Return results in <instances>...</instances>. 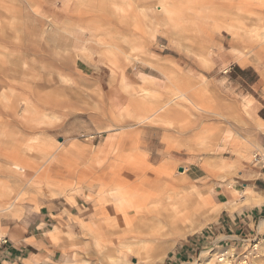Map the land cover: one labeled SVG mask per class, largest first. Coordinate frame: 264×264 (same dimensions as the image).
Listing matches in <instances>:
<instances>
[{
  "label": "rangeland",
  "instance_id": "1",
  "mask_svg": "<svg viewBox=\"0 0 264 264\" xmlns=\"http://www.w3.org/2000/svg\"><path fill=\"white\" fill-rule=\"evenodd\" d=\"M220 1L0 0V184L12 188L0 199L2 234L5 221L56 200L79 205V215H71L77 233L69 235L75 264H205L209 258L226 264L218 261L225 250L230 264H264V236L235 248L216 230L228 213L259 199L251 184L264 170L253 163L254 152L264 149L257 113L264 97V23H256L264 0H246L254 14L246 12L247 28L234 31L214 28L201 14ZM173 2L183 13L167 20L161 8ZM122 71L125 83L118 82ZM173 82L207 111H191L173 94ZM117 90L123 106L114 103ZM132 94L150 98L149 114L162 121L130 117ZM169 109L180 115L163 117ZM44 140L53 142L52 155L26 153L29 166L19 163V146ZM239 141L249 145V159L237 153ZM112 164L174 171L163 181L169 193L187 195L191 215L174 223L162 218L165 206L151 203L142 210L146 219L133 212L125 225L114 208L120 179L109 174L107 194L99 192L97 176ZM210 196L212 205L197 204ZM230 202L224 216L215 213ZM12 203L20 218L5 210ZM89 223L93 231L83 225Z\"/></svg>",
  "mask_w": 264,
  "mask_h": 264
},
{
  "label": "bare ground",
  "instance_id": "2",
  "mask_svg": "<svg viewBox=\"0 0 264 264\" xmlns=\"http://www.w3.org/2000/svg\"><path fill=\"white\" fill-rule=\"evenodd\" d=\"M241 3H243V4L239 5V4H237V3L233 2V1H228V0H221L220 2H214L212 4L208 3L206 8L204 9V11L201 12V14H202L203 17L206 14H208V17H206V18H210L213 21V23H212L211 20H210L211 22L208 20V22L212 23V26L214 28L230 30V31L239 30V29H246L248 25H247L245 19L249 18V15H247L246 12H250L251 15H253L254 13L252 12V10H253L254 7L252 6L253 7L252 8L251 6H249V4H248L249 2L247 3L246 0L241 1ZM251 8H252V10H251ZM161 11H162V14L164 15V18L167 19V20H178V19H180V16L183 13L182 12V8H180L178 3H176V2H173L171 4L164 3L162 5ZM256 16H257L256 23L257 24H263L264 23V15L256 14ZM182 20L183 19H181V22L183 23ZM205 23H206V21H204V24ZM116 69H117V67H116ZM116 69H115V66H114L113 70L112 69L111 70L113 72H115ZM125 71L121 72V75L119 76L118 82H121V81L123 82L125 77H126V75L128 76V74ZM144 78L148 79V77L146 75H144ZM125 82H126V79H125L124 83ZM161 83H163V82H161ZM174 83L175 82H173V88H174L173 89V94L176 95V97L180 98L179 100L182 99L183 101L188 102V104H190V110L192 109L191 111H193V109L194 110L197 109L198 111L202 110L204 112L207 111V108L204 105L199 103L193 97H190V96L186 95L185 93H183L184 92V90H182L183 88L180 89V87H182V86H180V87L179 86H174L175 85ZM141 86L143 87V85H140V87H138L139 88L138 90H142ZM122 97L123 96H121L119 94V91L117 90L116 95L113 96L114 103L116 105L123 106ZM147 99H146V97H138V96L135 97V96H133V94L129 97L128 104H130V106L133 108V114H129L130 117H132L133 119L139 120L138 122H141L142 120L148 121L149 118H151L153 121H156V122L157 121L158 122L162 121L161 119L157 118V116L155 114L154 115L153 114H149L152 111H154V109H153L154 107H153V104H151V101H149L150 98H147ZM178 102L179 101H177V103ZM179 104H180V102H179ZM173 115H180L179 110L178 109H174L172 111L171 109H169V111L166 112V115H164L163 117H165V116H170L171 117ZM258 121L260 123V127L263 129L264 128V120H262L261 118H258ZM191 123L192 122L189 121V124H191ZM181 129L183 130L184 128H181ZM129 134L130 133H127L126 135L129 136ZM237 143H238L237 144V150H236L237 153L241 156L242 159L243 158H246V159L248 158L249 159V156H250L249 145L247 143H243V142H240V141L237 142ZM53 145L54 144H53L52 141H45L44 140L42 142L38 141L37 143L29 144V145H27L25 147H20L19 146L18 150L16 149L17 150V154L20 155L19 163L25 164L24 166H29V164L31 162L27 159L26 153L38 152V153L42 154L43 156L44 155L45 156L52 155L53 154ZM119 146H120V144H118L116 146V149ZM136 147H138V144H137ZM138 153L139 152H137V154ZM146 153H148V152H146ZM142 154L143 153H141V155ZM138 156H139V154H138ZM144 156H145V152H144ZM144 156H142V157H144ZM253 156H254V154H253ZM117 163H120V162H117ZM137 164H139V162H137ZM116 165L117 164H112V166H113L112 168H114V166H116ZM117 167L119 168L120 165H117L114 169H117ZM163 167H165V166L163 165ZM47 169H49V167ZM154 169H150V167H144L142 165H139V166L138 165H134L133 166V164H130V165L127 164V165H122L121 168H119L117 170H114V171L113 170L112 171H106L105 170V171H102L101 173L98 174L97 178L100 179V183H101V188L102 189L107 188L106 179H107L109 174H111V173L113 174V178H112L113 181H115L116 178L120 179L121 182L119 183V185H117L118 187H116L114 189L115 190L114 194L117 195V198H116L117 202L115 201L116 206L114 208H115V210H116V212L118 214L117 215L118 219L121 220V222H123L125 225H128V224L131 223L130 222V215L133 212H136L137 214L141 213V214L144 215L145 211L143 209L146 208V206L151 204V203L152 204L161 205V206H165L166 211H169V213H166V211H165L166 214H162L163 215L162 218L163 217H165V218L166 217H171L174 223H178L179 221H183L188 216L191 215V212L189 211V209H186L187 206H186V203H185V199H186L185 196H187V195H182L183 193L180 194L181 193L180 191L179 192L176 191V192H174L172 194L169 193L168 191H170L169 190L170 187L167 185V183H165L163 181L164 177H168V178L172 177V172L174 173V171H171V172H169L170 170L166 171V172L162 171V172L166 173V174H163L162 172L154 171ZM45 171H46V169H45ZM174 177H176V176H174ZM179 181L181 182V180H179ZM182 181H183V178H182ZM177 182H178V179H176V183ZM116 184H118V183H116ZM177 184L179 186V183H177ZM58 186L59 187H57L56 189L58 190L57 194L59 196V195L63 194L62 192H64V190L62 189L63 187L61 185H58ZM184 186H186V185H184ZM10 188L11 187L8 184V182H3V183L0 184V199L5 198V197H9L11 195L12 188L11 189ZM181 188H182V186H181ZM172 191H174V190H172ZM99 192H100L101 195L103 194V196H104V194H107L108 190L104 189L103 191H99ZM190 200H191V203L196 205L197 202L194 200V198L193 199L191 198ZM245 200H246V198H245ZM105 202H106V200H105ZM259 202H261V201H259ZM213 203H214V200L210 196V197H208V198H206L204 200L203 199L201 200V198H200L197 204L198 205L199 204H202V205L205 204L208 207V205H212ZM254 203H255V200H254ZM230 205H231V202L230 203H224L221 207L217 208L214 211H215V213L216 212L219 213V212H221L223 210L228 209V207H230ZM191 206H192V204H191ZM162 208H164V207H162ZM1 209H3V206L1 207ZM10 209H12V211H13L12 212L13 213L12 216L20 218L19 214L22 212V210H19L18 206H14V204L12 203L9 206L5 207V210H7V211L10 210ZM153 209H155V207H153ZM104 210L102 211V214H104L106 217H109V214L108 213L106 214V212H105L106 210L105 211ZM142 210L144 211L143 213H142ZM147 210H149V209L147 208ZM149 211H151V210H149ZM160 211L161 210H158V212H160ZM162 211L164 212V210H162ZM137 214H136V216H137ZM141 214H140V217H141ZM149 215L150 214H148V217H149ZM159 216H161V215H159ZM101 218H103V217H101ZM137 218H139V216ZM143 218L146 219L147 217L144 215ZM105 220H107V219H105ZM109 220H108V222H109ZM93 221H92V223H93ZM81 222L83 223V221H81ZM107 223H105V225ZM114 224H115V222H114ZM83 225L86 226L91 231L94 230L93 227H92L93 224H91V223H89L88 225H85V224H83ZM94 232H96V231H94ZM89 233H91V232H89ZM228 253L229 252L225 250L224 253H222L219 256L218 261L225 262L226 264H230L229 256L227 257ZM205 264H218V263L215 261V258H209Z\"/></svg>",
  "mask_w": 264,
  "mask_h": 264
},
{
  "label": "crops",
  "instance_id": "3",
  "mask_svg": "<svg viewBox=\"0 0 264 264\" xmlns=\"http://www.w3.org/2000/svg\"><path fill=\"white\" fill-rule=\"evenodd\" d=\"M257 113L264 120V97ZM251 185L260 198L254 197V205L245 206L231 215L228 213V220H220L216 227L219 236L226 238V244L232 243L235 248L242 246L245 240L255 241L264 236V170L258 173ZM69 203L70 206L55 200L22 219L5 221L3 225L7 229L8 243L0 250V264H75L69 261L78 260L73 255L69 235L77 233V224L71 215H79V205ZM225 212L223 210L220 216Z\"/></svg>",
  "mask_w": 264,
  "mask_h": 264
},
{
  "label": "built area",
  "instance_id": "4",
  "mask_svg": "<svg viewBox=\"0 0 264 264\" xmlns=\"http://www.w3.org/2000/svg\"><path fill=\"white\" fill-rule=\"evenodd\" d=\"M254 165H259L264 168V149L258 150L253 156ZM8 243V237L6 234L0 232V250Z\"/></svg>",
  "mask_w": 264,
  "mask_h": 264
},
{
  "label": "water",
  "instance_id": "5",
  "mask_svg": "<svg viewBox=\"0 0 264 264\" xmlns=\"http://www.w3.org/2000/svg\"><path fill=\"white\" fill-rule=\"evenodd\" d=\"M183 169L181 168V171H182Z\"/></svg>",
  "mask_w": 264,
  "mask_h": 264
},
{
  "label": "trees",
  "instance_id": "6",
  "mask_svg": "<svg viewBox=\"0 0 264 264\" xmlns=\"http://www.w3.org/2000/svg\"><path fill=\"white\" fill-rule=\"evenodd\" d=\"M239 70H241V69H239Z\"/></svg>",
  "mask_w": 264,
  "mask_h": 264
}]
</instances>
